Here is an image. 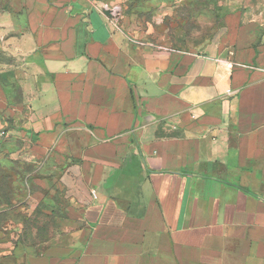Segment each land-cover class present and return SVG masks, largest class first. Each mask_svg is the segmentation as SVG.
Here are the masks:
<instances>
[{"label": "crops", "instance_id": "0c3cea01", "mask_svg": "<svg viewBox=\"0 0 264 264\" xmlns=\"http://www.w3.org/2000/svg\"><path fill=\"white\" fill-rule=\"evenodd\" d=\"M114 5L0 0L1 160L85 228L0 264H264V22L169 50Z\"/></svg>", "mask_w": 264, "mask_h": 264}, {"label": "rangeland", "instance_id": "374dc122", "mask_svg": "<svg viewBox=\"0 0 264 264\" xmlns=\"http://www.w3.org/2000/svg\"><path fill=\"white\" fill-rule=\"evenodd\" d=\"M98 1L119 2L121 20L123 16L138 39L169 50L199 48L236 25L253 19L264 22V0ZM2 63L9 62L1 61L0 55ZM1 122L0 115V257L14 255L21 260L75 243L76 232L84 227L71 215L63 191L45 189L29 168L21 171L13 159L1 160L2 149L20 142L8 141L9 126ZM4 164L11 168H3Z\"/></svg>", "mask_w": 264, "mask_h": 264}, {"label": "built area", "instance_id": "2783aa9c", "mask_svg": "<svg viewBox=\"0 0 264 264\" xmlns=\"http://www.w3.org/2000/svg\"><path fill=\"white\" fill-rule=\"evenodd\" d=\"M108 10L109 11V14H106L105 11ZM102 11L103 13H105L107 16L111 17V18H116L119 16L120 12H121V7L118 6V5H114L112 7H107V6H104L102 8ZM94 196V194H93Z\"/></svg>", "mask_w": 264, "mask_h": 264}, {"label": "trees", "instance_id": "16d2710c", "mask_svg": "<svg viewBox=\"0 0 264 264\" xmlns=\"http://www.w3.org/2000/svg\"><path fill=\"white\" fill-rule=\"evenodd\" d=\"M7 162L10 163L11 160H9V161H7ZM11 163H13V165H14V162H11ZM2 166H3V168H5V169H6V168H11V167L8 166V164H7L6 166H5V164L2 165ZM14 166H15V165H14ZM16 167H17V166H16ZM28 168H29L28 166H27V167L25 166V167H23V168H19V167H17V169H20L21 171H22V170L28 171Z\"/></svg>", "mask_w": 264, "mask_h": 264}, {"label": "water", "instance_id": "95a60500", "mask_svg": "<svg viewBox=\"0 0 264 264\" xmlns=\"http://www.w3.org/2000/svg\"><path fill=\"white\" fill-rule=\"evenodd\" d=\"M105 13H106V14H109V11H108V10H106V11H105Z\"/></svg>", "mask_w": 264, "mask_h": 264}]
</instances>
